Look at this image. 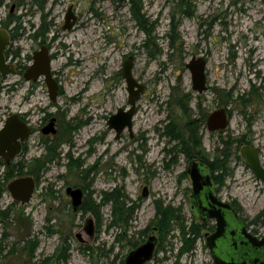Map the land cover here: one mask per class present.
<instances>
[{
	"label": "rangeland",
	"instance_id": "rangeland-1",
	"mask_svg": "<svg viewBox=\"0 0 264 264\" xmlns=\"http://www.w3.org/2000/svg\"><path fill=\"white\" fill-rule=\"evenodd\" d=\"M136 1L143 6L142 23L152 29L150 40L133 18L130 0H48L44 11L36 6L38 0H0V23L13 32L9 60L17 61L21 70L2 81L0 129L13 114H29L33 129L13 166H0V178L10 176L5 185L26 176L37 183L29 204L14 201L8 191L0 201L2 210H10L9 221L0 224V264H123L131 251L130 240L145 242L156 236L149 230L145 238L139 234L155 218L156 201L181 210L186 232L192 223L199 224L189 209L188 162L175 149L177 141L163 136L170 119L178 120L171 96L177 86L190 95L193 118L198 116L199 102L209 114L223 107L228 110L227 130L200 131L211 158L224 147L221 139L229 143L230 175L217 189L222 199L238 203L249 222L264 211V183L241 154L244 146L255 149L264 167V0H189L194 6L189 17L180 13L179 0ZM70 7L78 23L65 31ZM178 24L174 32L173 25ZM43 45L54 57L51 69L59 72L64 93L54 103L42 82L33 88L23 77ZM195 56L208 62V90L201 95L193 91L186 68ZM128 57L134 61L135 79L146 91L137 102L133 136L126 130L116 139L108 121L119 109L129 108L121 74ZM45 111L61 119L58 132L49 137L41 132ZM80 123L84 126L78 131L68 128ZM47 144L59 145L61 155L38 173L33 161H46ZM68 153L75 161L71 167ZM15 165L24 167L22 176ZM88 184L84 203L98 205L103 192L123 187L127 207L138 205L127 234L110 228L111 205L101 208L100 224L92 212H73L67 187ZM90 218L95 224L93 238L84 231ZM263 221L253 222L258 234H264ZM183 245L176 228L149 264H213L203 232L194 248L179 256Z\"/></svg>",
	"mask_w": 264,
	"mask_h": 264
},
{
	"label": "water",
	"instance_id": "water-1",
	"mask_svg": "<svg viewBox=\"0 0 264 264\" xmlns=\"http://www.w3.org/2000/svg\"><path fill=\"white\" fill-rule=\"evenodd\" d=\"M127 2L129 0H120ZM76 16L73 13L72 7L68 9L65 18L63 30L71 31L76 23ZM10 35L6 31H0V79L6 76H17L18 71L14 66L6 63L5 50ZM134 61L132 57H128L122 65V76L125 80L128 92V109H119L118 112L112 115L108 121V126L116 133V139H120L125 130L133 135V119L137 113V102L141 99L146 91V86L137 81L133 75ZM207 66L208 62L205 57H193L187 64L186 68L191 76L192 89L199 95L208 90L207 85ZM40 78H44L48 86L49 96L51 101L55 102L58 97V84L53 78L51 71V58L46 47H42L34 53L33 63L24 74V79L28 82H36ZM230 125V116L226 108H219L211 112L206 119V129L209 133L224 132ZM45 134H55L54 121H52L43 131ZM32 135L30 127L21 120L19 115L13 114L9 116L4 127L0 130V159H3L7 164L11 163L22 150L24 143ZM242 156L247 162L249 168L254 173L255 177L264 183V167L261 163L260 156L256 150L249 146L242 148ZM192 181V209L199 214L198 203L206 206L208 218L217 221L216 232L207 237V246L213 253L216 243L219 242L227 227V219L224 211H230L229 206L218 201L214 196L211 188L213 182L209 174L203 172V163L192 162L187 171ZM36 190V183L32 177H21L11 181L7 186V191L10 193L14 201L21 205H26L31 202ZM67 195L71 198L73 211L77 212L83 203L84 191L81 188L67 189ZM144 197L147 193L144 192ZM201 200V201H200ZM198 202V203H197ZM85 233L93 238L95 235V224L92 218L88 219L85 227ZM242 234L247 240L243 245L244 248L235 249L231 257L223 258L212 254L214 264H264V237L257 239L247 233L246 228L242 229ZM77 238L83 242L82 235L78 234ZM234 248L237 247V242L233 241ZM158 246V238L150 236L147 241L136 249L131 250L125 258L124 264H148L150 263Z\"/></svg>",
	"mask_w": 264,
	"mask_h": 264
},
{
	"label": "trees",
	"instance_id": "trees-1",
	"mask_svg": "<svg viewBox=\"0 0 264 264\" xmlns=\"http://www.w3.org/2000/svg\"><path fill=\"white\" fill-rule=\"evenodd\" d=\"M48 0H38L36 6L41 11H44L45 5ZM131 3V12L133 18L139 23L140 29L147 34L149 40L151 39L152 29H149L146 25L142 23V15L141 12L143 10V6L139 1L130 0ZM178 8L180 13L184 16H192V11L194 6L190 3L189 0H179ZM179 24L174 26L173 30H178ZM171 41L175 42V38L171 37ZM150 41H147L149 44ZM146 44V46H147ZM180 87H174L172 91V98L174 101V106L177 108V118H171L170 123L167 125L165 133L163 136H168L172 141H177V145H175V149L177 152L184 156L185 160L189 163L194 160L200 159L207 166L208 171L211 172L212 178L214 180L215 185L222 186L225 181V178L230 175V170L228 169V164L230 163V153L228 152V141L224 138L221 139L222 145L224 146L222 150L217 151V153L211 158L210 155L206 152V149L203 145V137L200 134V131L206 125V119L209 115L207 111H203L202 102L197 104V118H193V110L189 105V97L190 95H184L180 90ZM227 104H225L226 106ZM246 105V104H244ZM230 114V113H229ZM178 121H180L178 123ZM178 123V124H175ZM84 126V123H80L74 125L71 130H79ZM179 126V128H178ZM220 134L222 132H219ZM222 137V136H220ZM233 141V140H232ZM69 142V141H68ZM237 144L243 143V140H234ZM46 161L42 162V159H36L33 161L37 166L38 173L47 169V164L53 163L57 161L61 152L59 151V145H46ZM239 150V147L237 148ZM69 157V167L73 165L75 161L72 160L71 153H68ZM5 165L1 163V165ZM13 166V163L10 165H6V168H10ZM16 167V165H15ZM19 167V168H18ZM19 175L22 176L24 173V167L18 165ZM91 170H88L89 174ZM28 175H34L33 172L27 173ZM38 177V176H37ZM10 176L8 177V179ZM8 179L0 178V201L3 198V195L7 192L6 189V181ZM90 185L88 184L87 187ZM129 199L125 195L123 187L116 188L112 192H103L101 195L100 204H95L92 202H85L81 209L84 212H92L95 216L97 223H101V208L105 205H111L112 212V221L110 224V228L117 227L124 230L125 234L131 228V222L133 221L134 213L138 207V205H133L132 207H127ZM156 213L155 218L150 222L147 229L141 231L139 234L141 237H146V234L149 231H154L156 237L158 238V247L155 254L162 251L164 245L167 242V238L176 228H179L180 233L183 236L184 245L181 249L180 255L182 256L186 252L191 251L194 248L195 242L201 237L203 227L196 222L192 223L189 227V232H186L185 218L182 216L181 210L179 208H175L172 205H166L162 202L156 201ZM10 219V210H2L0 207V224L6 223ZM264 220V211L253 221L257 222V220ZM264 223V221H263ZM143 242V241H142ZM142 242L130 240L128 242V246L131 250L136 249L138 246L142 244ZM159 250V251H158ZM180 258V257H179ZM124 264V263H123Z\"/></svg>",
	"mask_w": 264,
	"mask_h": 264
},
{
	"label": "flooded vegetation",
	"instance_id": "flooded-vegetation-1",
	"mask_svg": "<svg viewBox=\"0 0 264 264\" xmlns=\"http://www.w3.org/2000/svg\"><path fill=\"white\" fill-rule=\"evenodd\" d=\"M72 10H73V8H72ZM74 12V11H73ZM77 19H76V23H75V25H74V27L72 28V29H74L76 26H77V23H78V17H76ZM65 24V23H64ZM64 26V25H63ZM0 31H6L9 35H10V41L8 42V45H7V48H6V50H5V57H6V63L7 64H9V65H12V66H14L15 67V69L18 71V74L20 73V69L16 66V64H18V62L17 61H15L14 63H12L11 62V60H9V56H8V48H9V46H10V43H11V41H12V30H10V29H6L5 27H4V25L2 24V23H0ZM42 47H46L47 49H48V51H49V56H50V58H51V64L54 62V57H53V55L50 53V49L46 46V45H43V46H41V48ZM40 48V49H41ZM39 49V50H40ZM38 50V51H39ZM37 52V51H36ZM33 56H34V54H33ZM32 62H33V57H32ZM123 65V64H122ZM29 69V67L27 68V70ZM26 70V71H27ZM25 71V72H26ZM51 71H52V74H53V78L55 79V81L57 82V84H58V97L59 96H61V95H64V93H63V90H62V86H61V82H60V75H59V72H56V71H53L52 69H51ZM25 74V73H24ZM24 74H23V77H24ZM121 74H122V70H121ZM6 77H8V76H6ZM6 77H1V79H0V92H1V87H2V81H3V79L4 78H6ZM26 81V80H25ZM26 82H28V81H26ZM43 83L44 85H45V87L48 89V86H47V84H46V82H45V79L43 80V79H39L38 81H36V82H31V83H33V85H32V87L33 88H35V87H37V85L38 84H35V83ZM30 83V82H29ZM48 93H49V90H48ZM33 93H31V95H32ZM58 97H57V99H58ZM49 98H50V96H49ZM51 100V99H50ZM53 102V101H52ZM56 102V101H55ZM54 103V102H53ZM126 109H128V108H126ZM136 109H137V107H136ZM229 113V112H228ZM137 114V113H136ZM18 115V114H17ZM52 116V114H50V113H47L46 111H45V113H44V121H43V127H42V134L44 135V136H46V137H49V136H51V135H55L57 132H58V127L60 126L59 125V123H60V118H58V117H54V118H52L51 117ZM229 116H230V120H231V115L229 114ZM19 117L21 118V120L22 121H24L29 127H30V129H31V131H32V134H33V129H32V124H31V116H29V114H25V115H19ZM49 118H51V119H49ZM66 117H64V119H65ZM7 120V119H6ZM6 120L4 121V124H3V126H2V128L4 127V125H5V122H6ZM52 121H54V128H55V130H56V133L55 134H45L43 131H44V129L52 122ZM205 127H206V125H205ZM1 128V129H2ZM68 128H72V126L71 125H69L68 126ZM0 129V130H1ZM126 131V130H125ZM124 131V132H125ZM128 131V130H127ZM123 132V133H124ZM122 133V134H123ZM217 133H219V132H217ZM131 135V134H130ZM32 136V135H31ZM31 136L29 137V139L31 138ZM131 136H133V135H131ZM121 138V137H120ZM29 139H27L24 143H22V150H21V152L23 151V149H25V148H27V142H28V140ZM245 147V146H244ZM243 148V147H242ZM253 149V148H252ZM255 150V149H254ZM20 152V153H21ZM19 153V154H20ZM258 153V152H257ZM241 154H242V150H241ZM259 154V153H258ZM18 157V156H17ZM16 157V158H17ZM15 158V159H16ZM14 159V160H15ZM14 160H12L11 161V163H9V164H7L3 159H0V166H4V167H6V165L8 166V165H10V164H12L13 163V161ZM192 162H201V163H203V172H205V173H207V174H209V176L211 177V179H212V182H213V186H212V188H211V191L213 192V194H214V196L218 199V201H220V202H223L224 204H227L228 206H229V210L230 211H224V215H225V217H226V221H227V227H226V230H225V234H224V236H223V238L219 241V242H217L216 243V246H215V249L213 250V253L214 254H216L217 256H221V257H223V258H226V257H228V259L231 257V254H232V252L235 250V249H241V248H244V246L245 245H243L244 243H246L247 242V240L245 239V237H244V235L242 234V229L243 228H246V231H247V233L248 234H250L251 236H253V237H255V238H257V239H262L263 237H264V234H258V231L256 230V229H253L254 228V223L253 222H249L246 218H244L243 216H242V214H241V209H240V207L238 206V203L235 201V200H224V199H222L221 198V196H220V190H218L217 189V185H215V183H214V180H213V178H212V174H211V172L210 171H208V168H207V166L204 164V162L203 161H201L200 159H197V160H194V161H192ZM192 162H189L188 163V168H189V166H190V164L192 163ZM1 163H4L5 165H1ZM247 163V162H246ZM187 171H188V169L186 170V174L188 175V173H187ZM26 177H28V176H26ZM188 177H190L189 175H188ZM19 178H21V177H19ZM33 178V177H32ZM34 179V178H33ZM34 181H35V179H34ZM35 183H36V181H35ZM7 186H8V184L6 185V189H7ZM36 188H37V183H36ZM69 187H67V189H68ZM71 188H73V189H78V188H81V189H83V191H84V198H83V203H82V206H83V204H84V200H85V198H86V193L88 192V190H89V188L88 187H71ZM67 189H66V194H67ZM35 192H36V190H35ZM144 192H146L147 193V197H148V187H143V195H144ZM68 196V195H67ZM69 197V196H68ZM144 197V196H143ZM70 198V197H69ZM144 198H146V197H144ZM71 199V198H70ZM201 201V200H200ZM163 202V201H162ZM198 203V202H197ZM29 204V203H28ZM71 204H72V201H71ZM198 205V207H199V214H197L196 212H195V210H193L192 209V191H191V195H190V201H189V209H190V211L192 212V214L195 216V218L197 219V221H199V225H201L202 227H203V237L205 238V241H206V246H207V237L208 236H211V235H213L215 232H216V230H217V221L215 220V219H212V218H208V213L207 212H205V211H207V209L205 208L206 206H203V205H201L200 203H198L197 204ZM81 206V207H82ZM81 207H80V209L77 211V212H79L80 210H81ZM73 208V207H72ZM74 212V211H73ZM77 212H74V213H77ZM152 236H154V235H152ZM147 241V240H146ZM145 241V242H146ZM233 241H236L237 242V247L236 248H234V245L232 244V242ZM145 242H143V243H145ZM142 243V244H143ZM158 247V246H157ZM207 248H208V251H209V255H210V257H211V259H212V261H213V264H214V259H213V256H212V252H211V250L209 249V247L207 246ZM156 251H157V249H156ZM156 253V252H155ZM155 255L156 254H154V257H155ZM154 259V258H153ZM152 262V261H151ZM150 262V263H151ZM124 263H125V261H124ZM149 264V263H148Z\"/></svg>",
	"mask_w": 264,
	"mask_h": 264
}]
</instances>
